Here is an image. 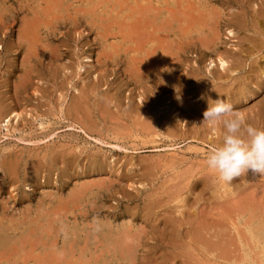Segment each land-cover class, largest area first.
Here are the masks:
<instances>
[{
	"label": "rangeland",
	"instance_id": "374dc122",
	"mask_svg": "<svg viewBox=\"0 0 264 264\" xmlns=\"http://www.w3.org/2000/svg\"><path fill=\"white\" fill-rule=\"evenodd\" d=\"M240 1L0 0V264H115L106 235L142 232L144 225L150 230L142 237L146 249L136 264H155V256L171 248L161 235L167 214L180 221L196 209L227 225L236 213L234 201L251 198L255 205L239 222L256 215L264 219V178L249 171L231 182L218 180L204 161L219 144L221 128L198 126L214 97L231 104L245 122L264 128V75L257 78L258 91L255 80L249 82L252 57L240 58L246 54L241 49L250 45L243 39L254 34L229 25L241 21L233 16L241 10ZM259 2L264 0L257 1L262 6ZM246 6L250 26L258 7ZM186 12L200 26L189 30ZM140 33L148 41L136 44H141L136 52L131 39ZM204 39L215 40L214 51L201 45ZM217 53L244 68L231 72L229 62L222 69ZM12 111L21 114L18 119ZM224 185L233 192L226 195ZM152 202L161 206L149 218L146 207ZM238 228L246 234L242 225ZM185 230L180 229L182 237ZM208 260L176 257L170 263L213 261Z\"/></svg>",
	"mask_w": 264,
	"mask_h": 264
},
{
	"label": "bare ground",
	"instance_id": "6f19581e",
	"mask_svg": "<svg viewBox=\"0 0 264 264\" xmlns=\"http://www.w3.org/2000/svg\"><path fill=\"white\" fill-rule=\"evenodd\" d=\"M72 1H75V0H72ZM92 1V0H91ZM143 1V0H142ZM149 1V0H147ZM242 1V0H241ZM241 5L242 7L241 10H237L236 12L233 13V16L236 17L235 15H237L238 18H241V21L237 20V21H229V25L230 26H235V27H238L239 29H243L244 31H251L254 36H246L245 39H243V41H248V45L247 47L245 48H242L241 49V52H245L246 54L244 56H241L240 55V58H242L243 61H246L247 59L249 58H253V56H255L254 59L251 58L250 60V63H249V72L251 73V76H249V82L252 83L253 80H255V86H256V89L258 90L259 87H260V83L259 81H257V78L259 79V77H261L262 75H264V3H260L262 6H259L257 1L258 0H244L245 2H241ZM168 2V1H167ZM166 2V3H167ZM180 2V1H179ZM176 1V3H179ZM211 2V1H210ZM238 2V1H237ZM54 3V2H53ZM240 3L238 5H240ZM47 4V3H46ZM149 5V3H148ZM152 5V4H151ZM178 5V4H176ZM175 5V6H176ZM189 5V4H187ZM250 6V9H251V6H253V8L255 9L256 7H258V10L255 9V13H253L254 15H251L252 17V20L254 21L253 24H251L250 26L248 25L247 23V11L245 9L244 6ZM23 6V5H22ZM150 6V5H149ZM190 6V5H189ZM209 6V5H208ZM246 6V7H247ZM140 7V6H139ZM147 7V6H145ZM178 7V6H177ZM188 7V6H187ZM191 7H193L191 5ZM49 8V7H48ZM138 8V6H137ZM148 8V7H147ZM151 8V7H150ZM154 8V7H152ZM212 8V7H211ZM91 9V8H90ZM142 10H146V13L150 12L151 10H148L146 8H141ZM161 9V8H160ZM177 9V8H176ZM175 9V10H176ZM178 9H180L178 7ZM177 9V10H178ZM194 9V8H193ZM192 9V10H193ZM215 9V8H214ZM212 9V10H214ZM239 9V7H238ZM158 10V9H157ZM165 10H170L169 7ZM176 10V11H177ZM191 10V8H190ZM210 10V9H208ZM248 10V9H247ZM141 11V10H140ZM154 11V10H153ZM171 11V10H170ZM169 11V12H170ZM174 11V10H172ZM252 11V10H251ZM39 12V11H38ZM135 12V11H134ZM142 12V11H141ZM218 12V11H217ZM216 12V13H217ZM224 12V10H223ZM53 13V12H52ZM173 13V12H172ZM171 13V14H172ZM181 13H184V11H182ZM187 13V12H186ZM197 13H200V12H197ZM225 13V12H224ZM170 14V13H168ZM202 14V13H201ZM199 14V15H201ZM205 14V13H204ZM226 14V13H225ZM137 15V13H136ZM184 15H189V13L187 14H184ZM206 15V14H205ZM204 15V16H205ZM150 16V14H149ZM176 16V15H175ZM191 14L189 15V18L188 19H184L185 23L186 21L189 22V28L187 26V28L189 30H193L194 28H196L199 23L201 24V22L198 21V19H194L196 18L193 14H192V17L194 16V18H191L190 17ZM232 16V15H231ZM62 17V16H60ZM173 17V16H172ZM171 17V18H172ZM180 17V16H179ZM207 17V15H206ZM214 17V16H213ZM139 18V17H138ZM185 18V17H184ZM212 18V17H210ZM32 19V18H31ZM137 19V18H136ZM201 19V17H200ZM138 20V19H137ZM24 21V20H23ZM22 21V22H23ZM141 22L142 23V19L140 18L138 20V22ZM180 21V20H179ZM201 21V20H200ZM206 22L208 21L207 18L205 20ZM137 22V23H138ZM148 22V20H147ZM203 22V21H202ZM134 23V22H133ZM213 23V22H212ZM228 23V22H227ZM139 24V23H138ZM205 24V23H204ZM216 24V23H215ZM215 24H211L212 26H215ZM181 25V24H180ZM207 25V24H206ZM209 25V26H210ZM136 26V25H135ZM142 26V25H141ZM200 26V25H199ZM211 26V27H212ZM128 27V26H127ZM176 27V26H175ZM183 27V25H182ZM207 26H205L206 28ZM130 28V27H128ZM139 29H141L140 26H138ZM150 28V27H149ZM158 28V26H157ZM161 28V27H160ZM167 28V27H166ZM213 28V27H212ZM131 29V28H130ZM129 29V30H130ZM135 29V27H134ZM137 29V28H136ZM147 28L144 29V26H143V31L146 30ZM171 33H173V31H175L176 29H172L171 27H169ZM172 29V30H171ZM202 29V28H201ZM26 30V29H25ZM214 30V29H213ZM219 30V29H218ZM27 31V30H26ZM25 31V32H26ZM138 31V29H137ZM141 31V30H140ZM177 31V30H176ZM217 31V29L215 30ZM242 31V30H241ZM30 32V31H29ZM135 32V31H134ZM133 32V33H134ZM147 32V30H146ZM154 32V31H153ZM218 32V31H217ZM131 33V32H130ZM132 33V34H133ZM192 33V32H191ZM208 33V32H207ZM229 33L233 34L234 32L232 31V29L229 28ZM247 33V32H246ZM115 34V33H114ZM135 34V33H134ZM177 34V33H176ZM201 34V33H199ZM205 34V33H204ZM26 35V34H25ZM32 35V34H31ZM35 35V34H34ZM33 35V36H34ZM124 35V34H123ZM162 35V34H161ZM39 36V35H38ZM137 36V35H136ZM139 36V35H138ZM137 36V37H138ZM140 36H144V37H140ZM140 36L138 38H136L135 36V39H131V42L132 43H135V49L133 51H140L139 47L141 44H139V47L136 45L140 42H143L144 44L148 41H146V36L147 34H141L140 33ZM152 34H150L148 37H151L152 38ZM195 36V35H194ZM119 37V36H118ZM121 37V36H120ZM130 37V36H129ZM156 37V36H154ZM158 37V36H157ZM157 37L155 39H157ZM160 37V36H159ZM158 37V38H159ZM176 37V36H175ZM180 37H181V34H180ZM206 37V36H205ZM204 37V38H205ZM122 38V37H121ZM163 38V36H162ZM179 38V36H178ZM213 38V37H212ZM32 39V38H31ZM129 39V38H128ZM154 39V40H155ZM171 39V38H170ZM176 39V38H175ZM182 39V38H181ZM200 39V38H199ZM143 40V41H142ZM161 40V37L160 39ZM164 40V39H163ZM172 40V39H171ZM205 40V39H204ZM31 41V40H30ZM125 41V40H124ZM123 41V42H124ZM176 41V40H175ZM215 41V40H214ZM214 41H201V45L202 46H205L206 49H209L210 51H214ZM158 42V39L157 41ZM213 42L212 46L211 43ZM34 43V42H33ZM164 43V42H163ZM169 43V42H168ZM173 43V42H172ZM220 43V42H219ZM244 43V42H243ZM144 44L142 47H144ZM159 46H163L161 45L160 43H158ZM157 44V45H158ZM199 44V43H198ZM167 45V44H166ZM111 46V45H110ZM219 47V46H218ZM244 47V46H243ZM156 48V47H154ZM204 48V47H203ZM157 49V48H156ZM164 50V49H163ZM166 50V48H165ZM156 51V50H155ZM160 51V50H159ZM218 51V50H217ZM220 51V50H219ZM146 53V52H145ZM162 53V52H161ZM165 53V52H164ZM163 53V54H164ZM170 55V54H169ZM212 55V54H211ZM150 56V55H149ZM228 56V55H227ZM227 56L223 55V54H218L216 55L217 59H218V63L220 64L221 68L222 69H225L226 66L229 64V62L232 64V66L230 67L229 66V70L231 72L237 70L236 68H244V64H241L239 63L238 61H236V64L234 65L232 63V61H229L227 59ZM86 57V56H85ZM135 58V57H134ZM230 58V57H229ZM173 59V58H172ZM231 59V58H230ZM197 60V59H196ZM86 62L89 64L91 62V59L90 57H87L86 58ZM214 61L211 60V62L209 63V65H211V63H213ZM234 62V61H233ZM82 64V63H81ZM230 64V65H231ZM187 66V65H186ZM212 66V65H211ZM79 69L81 68L80 66L78 67ZM247 68V67H246ZM206 69V67H205ZM229 72V71H228ZM230 72V73H231ZM246 72V71H245ZM229 75V74H228ZM231 75V74H230ZM246 75V74H245ZM229 77V76H228ZM246 77V76H245ZM230 78V77H229ZM247 78V77H246ZM254 78V79H253ZM248 80V79H247ZM248 82V81H247ZM213 83V82H212ZM221 84V83H220ZM224 86V85H223ZM86 88V87H85ZM175 89V88H174ZM201 89V88H200ZM261 90V89H260ZM259 91V90H258ZM219 92V91H218ZM260 93V92H259ZM92 94V93H91ZM185 94V93H184ZM211 94V93H210ZM218 94V93H217ZM233 94V93H232ZM251 94V93H250ZM252 95V94H251ZM86 96V95H85ZM225 96V95H224ZM254 96V95H253ZM83 97V96H82ZM81 98V97H80ZM84 98V97H83ZM214 98V97H213ZM213 98L211 97L210 99L213 100ZM243 98V97H242ZM241 98V99H242ZM235 99V98H234ZM83 100V99H82ZM85 100V99H84ZM74 102V101H73ZM240 102V101H239ZM260 103V102H259ZM205 104V103H204ZM74 106V105H73ZM80 108V106H78ZM75 108V107H74ZM78 108V109H79ZM84 108V106H83ZM88 109V108H87ZM7 110V109H6ZM75 110V109H74ZM73 110V111H74ZM106 110V109H105ZM56 111V110H55ZM81 111V110H80ZM78 111V113L80 112ZM84 111V110H83ZM158 112V111H157ZM262 112V111H260ZM176 113V112H175ZM12 116L14 119H18L19 116L21 114L17 113V111H12L11 112ZM52 114V113H51ZM89 114V113H88ZM257 114V113H256ZM185 115V114H184ZM11 116V115H10ZM9 116V117H10ZM63 116V115H62ZM8 117V116H7ZM6 117V118H7ZM261 118L263 116H260ZM258 117V118H260ZM12 118V117H11ZM132 118V117H131ZM186 118V117H185ZM8 119V118H7ZM34 119V118H33ZM42 119V118H41ZM83 120V119H82ZM259 120V119H258ZM261 120V119H260ZM11 121V120H10ZM9 121V122H10ZM144 121V120H143ZM262 121V120H261ZM46 122V121H45ZM39 123V122H38ZM71 123V122H70ZM258 123V122H257ZM252 124V123H251ZM60 125V124H59ZM4 126V125H3ZM41 126V125H40ZM146 128V127H145ZM14 129V128H13ZM12 130V129H11ZM151 130V129H150ZM147 131V130H146ZM149 131V130H148ZM147 131V132H148ZM124 132V131H123ZM149 133H151V131H149ZM167 134V133H166ZM220 137V136H219ZM218 137V138H219ZM159 138V137H158ZM192 138V137H191ZM97 141V140H96ZM138 141V140H137ZM212 141V140H211ZM193 143V142H192ZM215 143V142H214ZM212 144V143H211ZM3 152V151H2ZM17 159V158H16ZM15 160V159H14ZM18 160V159H17ZM20 161V160H19ZM25 161V160H24ZM69 161H71L69 159ZM67 162V161H66ZM93 162V161H92ZM98 162V161H97ZM9 163V162H8ZM21 163V162H20ZM94 163V162H93ZM16 164V163H15ZM92 164V163H91ZM97 164V163H96ZM18 165V164H17ZM70 165V164H69ZM99 165V164H98ZM97 165V166H98ZM12 166V165H11ZM33 166V165H32ZM17 167V166H16ZM89 167V166H88ZM92 167V166H91ZM189 167V166H188ZM8 168V167H7ZM98 168V167H97ZM6 169V168H5ZM17 169V168H16ZM31 169V168H30ZM95 169V167H94ZM93 169V170H94ZM19 170V169H18ZM132 170V169H131ZM37 172V171H36ZM186 172V171H185ZM29 173V172H28ZM139 173V172H138ZM142 173V172H141ZM194 175V174H193ZM198 175V174H197ZM19 176V175H18ZM192 176V175H191ZM195 176V175H194ZM216 176V175H215ZM256 176V175H255ZM18 179V178H17ZM140 179V178H139ZM197 179V178H196ZM202 179V178H201ZM209 179V178H207ZM211 179V178H210ZM249 179V178H248ZM11 180V179H10ZM101 180V179H100ZM142 180V179H141ZM147 179H145L146 181ZM183 180V179H182ZM143 181V180H142ZM176 181V180H175ZM105 182V181H104ZM220 182V181H219ZM185 183V182H184ZM206 183V182H205ZM128 184V183H127ZM181 184V182H180ZM219 184V183H218ZM222 184H224L222 182ZM133 185V184H132ZM216 185H217V182H216ZM193 186V185H192ZM225 186V185H224ZM229 186H225L226 189H224V192L226 193V195L228 194H231L233 191L228 188ZM183 188V187H182ZM86 189V188H85ZM91 189V187H90ZM184 189V188H183ZM89 190V188H88ZM262 190V189H261ZM87 191V190H86ZM186 191V189H185ZM184 191V192H185ZM190 191V190H189ZM194 191V190H193ZM257 191V190H256ZM81 192V191H80ZM223 192V193H224ZM235 192V190H234ZM237 192V191H236ZM179 193L181 192H178L177 194L179 195ZM82 194V193H81ZM176 194V195H177ZM183 194V193H182ZM177 195V196H178ZM181 195V194H180ZM222 195V194H220ZM252 195V194H251ZM213 196V195H212ZM232 196V195H231ZM242 196V194H241ZM185 197V195H184ZM230 197V196H229ZM228 196L225 198L226 199V202H228ZM255 197V196H254ZM83 198V196H82ZM220 198V197H218ZM224 198V195L223 197L221 196V199ZM234 198V197H233ZM232 198V199H233ZM238 198V196H237ZM257 198V197H256ZM75 199V198H74ZM73 199V200H74ZM188 199V197H187ZM176 200V199H175ZM230 200V199H229ZM236 200V199H235ZM239 201V199H237ZM236 200V201H237ZM245 200V199H244ZM249 201L251 200L248 199ZM50 201V200H49ZM183 201V200H182ZM188 201V200H187ZM225 201V200H224ZM234 201V203H237L236 205L234 204V209L232 211L236 212L235 215L231 216L232 214L230 213L229 216L231 217H228V224L225 225V224H218L216 222H213L212 220H208L207 218H205L202 215H199L195 210L196 209H193L191 213H188L187 215V219L186 217H184L183 219H181L180 221H178V219H175L174 216H171L170 214H167L169 217L171 216V218L169 217H166V219L168 220H165V222L163 223V227L161 229V235L164 236V237H167L168 240L165 238L164 241L162 242H165L167 244V246L169 245V247H171L168 251V249H164L162 251H160L158 254L159 256L157 255V257L155 256V258L153 259L154 260V263L155 264H171L173 261H171L172 259L176 258V257H181L185 260H188L190 261L191 263L192 262H197L199 260L200 257L204 256L206 258H208L209 260L208 261H211V259L213 260L211 264H225V262H234V263H237L239 259L242 260V262H250L249 264H257V262H259V264H264V219L262 218L263 215H262V219H260V217H258L257 215L256 216H248L249 219L247 220V222H244V223H240L239 221L241 220V218L244 217V214H245V211L248 210L250 203L249 201H241L239 202L238 204V201L236 202ZM69 202V201H68ZM220 202V201H219ZM254 202L257 203V201L255 200ZM173 203V202H172ZM229 203V202H228ZM225 204V206L229 205V204ZM82 204V203H81ZM223 204V203H222ZM233 204V202H232ZM260 204V202H259ZM262 204V203H261ZM4 205V204H3ZM59 205V204H58ZM62 205V204H61ZM66 205V204H65ZM161 206V203L159 202H152L151 204H149L147 207H146V215L149 217V218H152L153 217V211H155L156 207L158 208V206ZM255 204H253L252 202V206L254 207ZM68 206V205H67ZM79 206V205H78ZM77 206V207H78ZM195 206V205H194ZM251 206V207H252ZM101 207V206H100ZM145 207V206H144ZM190 207V205H189ZM193 207V206H192ZM259 207V206H257ZM95 208V207H94ZM164 208V206H163ZM197 208V207H196ZM223 208V207H221ZM256 208V206H255ZM63 209V208H62ZM86 209V208H85ZM174 209V208H173ZM232 209V208H230ZM252 211L254 212L255 210H253L254 208H251ZM250 209V210H251ZM70 210V209H69ZM92 210V209H91ZM180 210V209H178ZM206 210V209H205ZM204 210V211H205ZM238 210V211H236ZM241 210H244V211H241ZM64 211V210H63ZM157 211V210H156ZM161 211V210H159ZM201 211V210H200ZM198 211V212H200ZM223 211V210H222ZM67 212V211H66ZM80 212V210H79ZM177 212V211H175ZM173 211V213H175ZM202 212V211H201ZM200 212V213H201ZM206 212V211H205ZM226 212V211H225ZM250 212V211H249ZM259 212V211H258ZM263 212V211H262ZM4 213V212H3ZM72 213V212H71ZM86 213V212H85ZM157 213H160V212H157ZM162 213V212H161ZM208 213V212H207ZM223 213V212H222ZM261 213V211H260ZM55 214V213H54ZM182 216H186L184 215L183 213H180ZM221 214V213H219ZM225 213H223L224 215ZM29 215V214H28ZM66 215V214H65ZM129 215V213H128ZM133 215V214H132ZM173 215V214H172ZM205 215V214H204ZM207 215V214H206ZM261 215V214H260ZM226 216V215H225ZM75 217V216H74ZM73 217V218H74ZM156 217V216H155ZM6 218V217H5ZM83 218V217H82ZM130 218V217H129ZM178 218V217H177ZM211 218V217H210ZM215 218V217H214ZM66 219V218H65ZM93 219V218H92ZM224 219V218H223ZM25 220V219H24ZM52 220V219H51ZM55 220V219H54ZM58 220V219H57ZM124 220V219H123ZM216 220V219H215ZM7 221V220H6ZM84 221V220H82ZM162 221V219H161ZM224 221V220H223ZM227 221V219H226ZM236 221L239 222V225L237 224L236 225ZM1 222V221H0ZM93 222V221H92ZM158 222V220H157ZM84 223V222H83ZM113 223V222H111ZM151 223V222H149ZM148 223V224H149ZM227 223V222H226ZM3 224V223H2ZM10 224V223H9ZM8 224V225H9ZM51 224V222H50ZM81 224V223H79ZM94 224V223H92ZM120 224V223H119ZM122 224V223H121ZM142 224V223H141ZM154 223L152 222V225ZM6 225V224H5ZM82 225V224H81ZM89 225V224H88ZM91 225V224H90ZM89 225V226H90ZM108 225V224H107ZM144 225V224H143ZM151 225V224H150ZM161 225V224H160ZM242 225L244 227V230L243 232L246 233V234H243L240 232L238 226ZM255 225V226H254ZM54 226V225H53ZM97 226V225H96ZM124 226V225H123ZM81 227V226H80ZM95 227V226H94ZM137 227V226H135ZM159 227V226H158ZM186 228V230L184 231L183 233V237L181 235V231L180 229L181 228ZM5 228V227H4ZM30 228V227H29ZM40 228V227H39ZM55 228V227H54ZM61 228V227H59ZM65 228V227H64ZM97 228V227H96ZM141 231L142 232H136V233H132L131 232V229H127V230H122V231H118L117 233H115L113 235V233L111 234H107V252L110 253L109 256H112L113 257V261L115 262V264H136L138 263L137 262V258L139 259L138 255L140 253V250H144V248L146 249V247H144V245L142 244V237L146 234V232H148L150 229H148V231L145 229V225L143 227ZM140 228V229H141ZM242 228V227H241ZM48 229V228H46ZM51 229V228H50ZM99 229V228H98ZM108 229V228H106ZM111 229V228H110ZM114 229V228H113ZM124 229V228H123ZM231 229H232V232H231ZM28 230V229H27ZM55 230V229H54ZM58 230V229H57ZM64 230V229H63ZM72 230V229H71ZM136 230V229H135ZM183 230V229H182ZM228 230V231H227ZM53 231V230H52ZM60 231V230H59ZM79 231V230H78ZM83 231V230H82ZM111 231V230H110ZM140 231V230H139ZM156 231V230H155ZM158 231V230H157ZM49 233H51L50 231H48ZM72 232V231H71ZM70 232V233H71ZM98 232V231H97ZM106 232V230L104 231ZM116 232V231H115ZM48 233V234H49ZM64 233V232H63ZM233 233V234H232ZM72 234V233H71ZM100 235V234H99ZM160 235V234H158ZM76 236V235H75ZM88 236V235H87ZM78 237V236H77ZM79 237H81L79 235ZM84 237V236H83ZM149 237V236H148ZM151 237V236H150ZM152 237H153V234H152ZM163 237V238H164ZM68 238V237H66ZM76 238V237H75ZM92 238V237H91ZM105 238H103L104 240H106ZM162 238V237H161ZM159 238V239H161ZM162 238V239H163ZM98 239V238H97ZM159 239H157L155 242L157 244V241L159 242ZM56 241V240H55ZM64 241V239H63ZM68 241V240H67ZM74 241V239H73ZM91 241V240H90ZM99 241V240H98ZM154 241V240H153ZM161 241V240H160ZM16 242V241H15ZM89 242V241H88ZM104 242V241H103ZM69 243V242H68ZM72 243V241L70 242ZM69 243V244H70ZM74 244L76 243L75 241L73 242ZM84 243V242H83ZM106 243V242H104ZM161 243V242H160ZM58 244V243H57ZM68 244V245H69ZM103 244V243H102ZM149 244V243H148ZM148 244H145V245H148ZM13 245V244H12ZM51 245V244H50ZM67 245V246H68ZM99 245V243H98ZM151 245V244H150ZM71 246V244H70ZM101 246V245H100ZM156 246V245H155ZM158 246V245H157ZM75 247V246H74ZM85 247V246H84ZM182 247H185L184 250L182 251H179L178 249H182ZM57 248V247H56ZM61 248V247H60ZM77 248V247H76ZM75 248V249H76ZM148 248H149V245H148ZM49 249V248H48ZM102 249V248H101ZM154 249V248H153ZM45 250V249H44ZM73 250V249H72ZM85 250V249H84ZM87 250V249H86ZM156 250V249H154ZM176 250L179 251V253L176 252ZM91 251V250H90ZM104 251V250H103ZM150 251V250H149ZM147 250V253L149 252ZM197 251V253H195ZM155 252V251H154ZM252 252H256L255 253V257L251 256V253ZM45 253V252H44ZM68 253V252H67ZM103 253V252H102ZM107 253V254H108ZM239 253H241V255L239 256ZM46 254V253H45ZM82 254V252H81ZM143 254V253H142ZM179 254V255H178ZM50 255V254H49ZM69 255V254H67ZM83 255V254H82ZM149 255V254H148ZM78 256V255H77ZM80 257V256H79ZM86 257V256H85ZM106 257V256H104ZM152 257V256H151ZM150 257V258H151ZM48 258V257H47ZM82 258V257H80ZM2 259V258H1ZM70 259V258H69ZM104 259V258H103ZM144 258H142L143 260ZM178 259V258H177ZM59 260V259H58ZM86 260V259H85ZM99 260V259H98ZM145 260V259H144ZM201 260V259H200ZM203 260V259H202ZM206 259H204L205 261ZM79 261V260H78ZM93 261V259H92ZM96 261V260H95ZM171 261V263H170ZM84 262V261H83ZM82 262V263H83ZM87 262V261H86ZM88 262H89V259H88ZM94 262V261H93ZM184 262V261H183ZM61 263V262H60ZM179 263V262H178ZM203 263V262H202ZM32 264V263H31ZM208 264V263H207Z\"/></svg>",
	"mask_w": 264,
	"mask_h": 264
},
{
	"label": "clouds",
	"instance_id": "9594fccd",
	"mask_svg": "<svg viewBox=\"0 0 264 264\" xmlns=\"http://www.w3.org/2000/svg\"><path fill=\"white\" fill-rule=\"evenodd\" d=\"M207 102L198 126H212L213 130L220 126L221 140L208 152L206 167L223 182L249 171L264 178V128L245 122L231 104L219 98H209Z\"/></svg>",
	"mask_w": 264,
	"mask_h": 264
}]
</instances>
